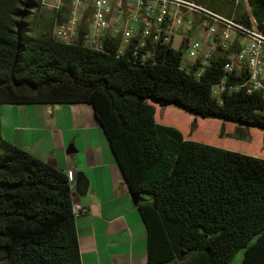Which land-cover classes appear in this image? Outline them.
<instances>
[{
  "label": "trees",
  "instance_id": "1",
  "mask_svg": "<svg viewBox=\"0 0 264 264\" xmlns=\"http://www.w3.org/2000/svg\"><path fill=\"white\" fill-rule=\"evenodd\" d=\"M237 23L251 18L264 32V0H196ZM247 3L248 10L245 8ZM38 0H0V105L91 106L106 135L147 231V264H264V158L226 150L193 127L159 123L156 105L264 131L261 91L244 86L211 93L238 50L210 57L205 72L182 67L179 50L158 44L150 57L133 54L136 38L101 49L53 36L63 11L28 21ZM178 127V128H176ZM187 131V135H184ZM0 123V264H81L68 176L5 140Z\"/></svg>",
  "mask_w": 264,
  "mask_h": 264
},
{
  "label": "crops",
  "instance_id": "2",
  "mask_svg": "<svg viewBox=\"0 0 264 264\" xmlns=\"http://www.w3.org/2000/svg\"><path fill=\"white\" fill-rule=\"evenodd\" d=\"M0 123L5 140L68 176L84 209L74 222L81 264H147L144 222L90 105L1 104Z\"/></svg>",
  "mask_w": 264,
  "mask_h": 264
},
{
  "label": "built area",
  "instance_id": "3",
  "mask_svg": "<svg viewBox=\"0 0 264 264\" xmlns=\"http://www.w3.org/2000/svg\"><path fill=\"white\" fill-rule=\"evenodd\" d=\"M41 7L63 11L52 33L60 41L98 50L105 38L115 37L121 53L134 37L133 54L144 50L143 58L150 57L158 44L178 50L184 45L191 60L182 67L195 66L197 75L205 72L218 48L230 51L239 40L237 52L223 69L234 77L246 72V79L229 86L221 79L211 93L219 98L227 88L244 86L248 92L261 91L264 98V32L254 18L247 27L196 0H41ZM72 188L71 184V192ZM72 208L75 215L84 210L74 203Z\"/></svg>",
  "mask_w": 264,
  "mask_h": 264
},
{
  "label": "rangeland",
  "instance_id": "4",
  "mask_svg": "<svg viewBox=\"0 0 264 264\" xmlns=\"http://www.w3.org/2000/svg\"><path fill=\"white\" fill-rule=\"evenodd\" d=\"M38 2L41 5V0H38ZM245 8L248 10L247 3ZM44 10L50 11L47 8H44ZM44 10L41 6L34 8L31 16L28 18L33 29L32 35L41 29L40 25L43 24L41 21L42 17L48 16ZM190 60L188 52L185 50L182 55V63L186 64ZM156 110L158 111V115H160L159 119L161 121L164 120L166 122L171 120L173 121V126L183 127L184 129L186 127H193V129L197 127L200 133L204 132L205 134L207 133V136L217 138L214 140L217 142L215 145L223 149L240 151L243 154L264 158V131L261 128L247 127L236 122H229L210 116L203 118L176 107L175 104H170L165 107L156 105ZM184 135H187V131H185ZM242 257L243 250L240 249L231 264H241Z\"/></svg>",
  "mask_w": 264,
  "mask_h": 264
},
{
  "label": "water",
  "instance_id": "5",
  "mask_svg": "<svg viewBox=\"0 0 264 264\" xmlns=\"http://www.w3.org/2000/svg\"><path fill=\"white\" fill-rule=\"evenodd\" d=\"M70 151H72V150L69 148L68 152H70ZM80 176H82V174H80ZM78 190H79V188H78ZM131 198H132L133 202L136 203L137 198L135 197V195H131Z\"/></svg>",
  "mask_w": 264,
  "mask_h": 264
}]
</instances>
